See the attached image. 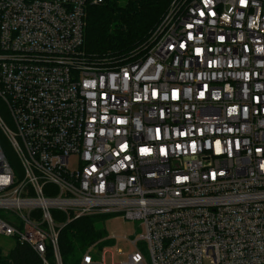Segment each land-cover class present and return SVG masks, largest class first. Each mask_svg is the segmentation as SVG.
<instances>
[{"label":"built area","instance_id":"built-area-1","mask_svg":"<svg viewBox=\"0 0 264 264\" xmlns=\"http://www.w3.org/2000/svg\"><path fill=\"white\" fill-rule=\"evenodd\" d=\"M103 2L0 0V236L63 264L69 222L122 215L118 264H264V0H169L119 65L85 51Z\"/></svg>","mask_w":264,"mask_h":264},{"label":"trees","instance_id":"trees-1","mask_svg":"<svg viewBox=\"0 0 264 264\" xmlns=\"http://www.w3.org/2000/svg\"><path fill=\"white\" fill-rule=\"evenodd\" d=\"M103 1L87 10L85 51L93 62L108 59L117 65L131 59L135 50L144 45L169 4V0ZM53 214L59 221L63 220L61 213L54 211ZM108 216L111 215L82 217L69 222L61 230L59 248L63 264H81L83 255L91 246L106 241ZM48 259L55 263L51 251ZM0 264L44 263L30 247L15 242L8 254L0 251Z\"/></svg>","mask_w":264,"mask_h":264},{"label":"rangeland","instance_id":"rangeland-1","mask_svg":"<svg viewBox=\"0 0 264 264\" xmlns=\"http://www.w3.org/2000/svg\"><path fill=\"white\" fill-rule=\"evenodd\" d=\"M123 3V0H120ZM0 114L9 125L14 129V123L10 116V113L6 105L0 99ZM6 154L8 158L13 162V168L15 172L20 171V164L8 145H6ZM73 167H77L76 161ZM108 236L106 241L101 242L96 250H100L101 247L107 248L106 252L93 253L96 260L103 261L104 264H118L126 261L128 256L133 253L136 248L131 246L129 241L137 240L141 237L143 229L139 220H128L122 215H111L107 217L105 224ZM15 240L10 237L0 236V251L6 255L14 247ZM139 249L143 252L146 259L149 260L148 249L145 242H140ZM121 252V253H120Z\"/></svg>","mask_w":264,"mask_h":264},{"label":"snow or ice","instance_id":"snow-or-ice-1","mask_svg":"<svg viewBox=\"0 0 264 264\" xmlns=\"http://www.w3.org/2000/svg\"><path fill=\"white\" fill-rule=\"evenodd\" d=\"M242 2H243V0H242ZM201 15H203V13H201Z\"/></svg>","mask_w":264,"mask_h":264}]
</instances>
